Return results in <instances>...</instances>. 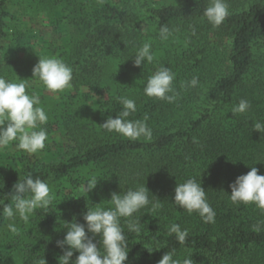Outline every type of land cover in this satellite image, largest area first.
Listing matches in <instances>:
<instances>
[{"label":"trees","instance_id":"16d2710c","mask_svg":"<svg viewBox=\"0 0 264 264\" xmlns=\"http://www.w3.org/2000/svg\"><path fill=\"white\" fill-rule=\"evenodd\" d=\"M19 3L22 12L10 9ZM209 0H0V76L27 79L48 114L45 148L28 154L10 143L0 150V209L11 203L13 185L27 174L49 183L54 199L27 224L8 231L0 214V264H59L57 246L71 222L85 223L88 207H111V193L146 185L162 205L141 220L139 234L121 219L129 251L125 264H158L168 251L193 264H264V211L234 204L231 187L251 167L264 175V0H227L229 16L213 27L203 12ZM167 24L173 34L159 38ZM152 41L154 60L134 66L132 56ZM58 57L73 70L71 87L58 93L33 79L40 57ZM175 74L173 103L148 97L144 86L159 67ZM199 78L195 88L181 84ZM136 102L129 119L148 117L152 139L130 140L102 125L115 118L118 97ZM241 99L246 113H232ZM95 176L89 194L82 185ZM196 178L206 191L215 222L205 223L174 204L175 187ZM101 205H97L100 204ZM188 230L184 244L167 226ZM91 236V234L89 233ZM99 237L94 242L98 243ZM99 247V243H98ZM102 250V248H101ZM79 253H74L73 261Z\"/></svg>","mask_w":264,"mask_h":264},{"label":"clouds","instance_id":"9594fccd","mask_svg":"<svg viewBox=\"0 0 264 264\" xmlns=\"http://www.w3.org/2000/svg\"><path fill=\"white\" fill-rule=\"evenodd\" d=\"M229 14L227 0H209L203 12L213 27L221 25ZM172 34L173 29L167 24L159 28L158 35L162 41L168 40ZM132 58L136 67H141L145 62L152 63L154 60L152 41H144L136 48ZM72 72V68L58 57H40L33 67V79H38L47 91L58 93L71 87ZM174 79L175 74L172 70L167 66H161L148 77L143 89L144 94L173 103L179 95L173 86ZM26 80L12 82L0 76V150L16 142L17 149L35 154L45 148L48 140V132L42 127L48 122V114L41 106L39 95L26 91L28 87ZM198 84L199 78L193 76L190 81L182 82L181 87L195 88ZM117 99L122 105V110L115 118L108 116L100 126L109 133L115 132L133 141L141 138L150 141L153 133L147 124L148 117L145 116L142 120L129 119L130 115L137 111L136 102L127 96H120ZM250 106L249 101L241 99L232 108V113L234 115L246 113ZM252 129L264 135V123L256 121ZM98 182L99 180L93 176L82 185V189L89 194L97 187ZM230 187L232 203L245 205L253 203L264 211V175L259 174L258 168L251 167L247 174L238 176ZM150 194L154 196L146 185H136L123 194L112 192L109 199L111 207H88L83 214L85 223L76 221L68 223L64 238L56 242L63 251V255L58 257L59 264H125L129 251L121 219L125 218L128 231L139 234L141 220L134 219V214L149 205H151L149 213L157 211L162 206L160 199L156 197L153 201ZM8 196L11 203L3 204L0 214L5 220L11 221L4 227L12 233L17 232V218L27 224L35 210L47 209L54 199L49 183L39 177L34 178L31 174L20 177ZM174 204L189 214L198 213L205 223L215 222V212L207 201L206 191L194 177L177 183ZM262 224L264 222L253 225L254 230L260 231ZM167 232L169 236L175 234L180 244L186 242L189 234L187 229H182L177 223L167 226ZM96 237H99V247L98 243L94 242ZM76 252L79 255L73 261ZM174 254V250L168 251L158 264H181L180 260L174 258ZM36 264H47V261L42 258ZM182 264H193V260L190 257L185 258Z\"/></svg>","mask_w":264,"mask_h":264},{"label":"rangeland","instance_id":"374dc122","mask_svg":"<svg viewBox=\"0 0 264 264\" xmlns=\"http://www.w3.org/2000/svg\"><path fill=\"white\" fill-rule=\"evenodd\" d=\"M10 9H11L13 12H16V13H19V14L22 12V8H21V6H20L19 3L13 4V3L11 2Z\"/></svg>","mask_w":264,"mask_h":264}]
</instances>
